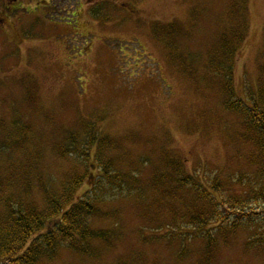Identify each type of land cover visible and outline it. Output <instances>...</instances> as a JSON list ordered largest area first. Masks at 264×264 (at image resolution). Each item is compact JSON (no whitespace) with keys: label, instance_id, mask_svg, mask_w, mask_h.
Instances as JSON below:
<instances>
[{"label":"rangeland","instance_id":"1","mask_svg":"<svg viewBox=\"0 0 264 264\" xmlns=\"http://www.w3.org/2000/svg\"><path fill=\"white\" fill-rule=\"evenodd\" d=\"M227 70L236 71L238 97L264 94V0H0V198L42 210L43 186L61 193L88 169L86 193L101 159L138 172L149 192L156 171L171 174L166 156L189 173H254L255 135L227 109L215 75ZM91 132L89 162L71 147V156L60 153L68 138L81 151ZM102 194L108 202L92 226L119 229L118 237L92 261L62 250L45 264H175L177 246H142L137 232L170 219L167 203L155 207V193L151 205ZM251 234L188 253L182 264H264L245 245Z\"/></svg>","mask_w":264,"mask_h":264},{"label":"trees","instance_id":"2","mask_svg":"<svg viewBox=\"0 0 264 264\" xmlns=\"http://www.w3.org/2000/svg\"><path fill=\"white\" fill-rule=\"evenodd\" d=\"M227 51L229 55L235 53L231 48ZM223 67L220 65V68ZM215 75L227 96V109L243 116L255 135L261 152L254 173L227 178H220L217 173H189L182 161L165 155L168 161L164 167L170 168L171 174L153 172L149 181L152 191L149 192L140 185L138 172L118 171L112 161L101 159L97 167L100 174L92 175L94 183L86 193L81 194L80 191L89 178L88 169L87 175L86 171L75 173L61 193L43 186L45 207L42 210L28 206L23 199L16 203L13 197L0 198V264H45L54 261L62 250L81 256L86 261L99 257L104 251L102 246L108 248L111 239L118 237L120 232L119 229L102 230L92 226L93 218L104 213L101 204L108 202L106 194H102L104 190L113 194L112 198L116 200L133 198L144 205L154 202L149 203V199H153L155 193V207L158 202L170 206V219L149 221L146 226H139L137 232L142 246L156 243L167 244L170 248L177 246L175 264L186 261L188 253L198 250L199 254L207 253L226 242L228 237L246 231L252 233L245 243L246 247L257 249L264 255V94L250 91L242 99L235 91L236 71H217ZM21 127L19 125L18 130ZM95 136V132L90 133L89 140L81 145V151L76 138H68V145L65 148L57 146L56 150L61 148L60 153L65 151L64 157H67L73 154L70 151L73 148L89 162L87 151L90 147L93 150L96 148ZM96 140L99 141L97 137ZM3 184L0 181V191ZM77 192L80 195L75 198ZM149 228L153 233L149 236L156 237L146 235ZM135 264H142V259L138 258Z\"/></svg>","mask_w":264,"mask_h":264}]
</instances>
